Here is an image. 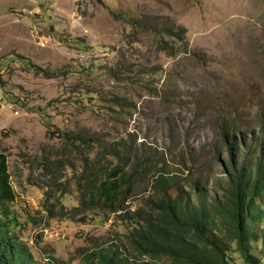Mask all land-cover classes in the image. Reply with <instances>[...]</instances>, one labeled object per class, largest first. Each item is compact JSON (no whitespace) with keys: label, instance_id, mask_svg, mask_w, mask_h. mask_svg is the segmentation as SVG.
Masks as SVG:
<instances>
[{"label":"rangeland","instance_id":"obj_1","mask_svg":"<svg viewBox=\"0 0 264 264\" xmlns=\"http://www.w3.org/2000/svg\"><path fill=\"white\" fill-rule=\"evenodd\" d=\"M66 135L94 146L75 150ZM254 142L264 143V0H0V152L17 195L15 232L34 264H86L111 246L121 264H175L129 242L130 212L151 211V174L125 203L132 221L73 212L83 162L99 148L155 164L176 177L172 197L193 203L222 198L245 146L255 162ZM260 243L253 254L264 264ZM227 254L244 264L234 245Z\"/></svg>","mask_w":264,"mask_h":264},{"label":"trees","instance_id":"obj_2","mask_svg":"<svg viewBox=\"0 0 264 264\" xmlns=\"http://www.w3.org/2000/svg\"><path fill=\"white\" fill-rule=\"evenodd\" d=\"M222 136L231 157H239V143L227 141L228 132ZM66 138L75 150L90 151L94 146L93 140L79 135H66ZM245 150L243 163L238 165L233 161L229 167L223 197L209 200L199 195L192 203L184 194L172 197L170 191L176 185V177L160 173L155 164L152 166L126 150L114 145L103 146L92 159L85 158L83 162L78 182L80 204L73 212L87 206L104 208L114 214L121 213L123 220L132 221L125 203L132 197L139 179L151 174L153 193L147 204L151 209L149 215L130 212L135 226L129 242L140 255L154 259L167 256L175 264H230L227 252L234 245L244 264H260L259 256L253 254L252 243L261 240L259 252L264 256V143L254 142V163L248 164L250 148L245 146ZM51 189L52 186L46 187L44 207L53 216L55 204L50 203ZM16 200L8 156L0 152V264H34L36 260L29 246L15 232L20 225L12 212ZM85 260L86 264H121L118 249L113 246L106 253L91 252Z\"/></svg>","mask_w":264,"mask_h":264}]
</instances>
